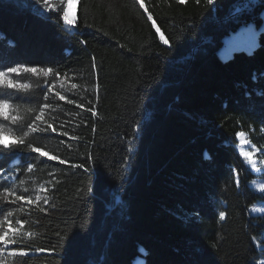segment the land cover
I'll use <instances>...</instances> for the list:
<instances>
[{
  "label": "trees",
  "instance_id": "1",
  "mask_svg": "<svg viewBox=\"0 0 264 264\" xmlns=\"http://www.w3.org/2000/svg\"><path fill=\"white\" fill-rule=\"evenodd\" d=\"M69 2L75 24L65 28L62 13L38 11L34 0H0V71L59 74H29L20 81L28 91L8 90L24 124L40 129L27 138L40 151L25 145L3 160L15 177L0 185L41 200L0 203L26 242L0 256L264 264V171L253 173L235 148L243 131L264 149V0H63L66 11ZM249 22L258 27L253 46L225 57V39ZM3 123L7 133L11 121ZM0 229L13 235L3 216ZM21 249L28 256L8 255Z\"/></svg>",
  "mask_w": 264,
  "mask_h": 264
},
{
  "label": "snow or ice",
  "instance_id": "2",
  "mask_svg": "<svg viewBox=\"0 0 264 264\" xmlns=\"http://www.w3.org/2000/svg\"><path fill=\"white\" fill-rule=\"evenodd\" d=\"M208 3H213V0H207ZM34 3L39 4L41 6L38 11H43L45 13H54V12H60L62 13L61 18L63 19L65 28H69L72 25L75 24V20H69V15L66 10H64L63 7V0H61V4L59 7H57L55 4L51 2V0H34ZM141 7H143V3L141 2ZM235 11L240 12L242 11L241 7L237 6ZM46 19H51V16L45 17ZM149 19H152L151 16L148 17ZM167 43V41H165ZM15 73L16 77L13 78L12 74ZM34 75V76H44L47 77L49 74H52L53 76H58V73H54L53 69L51 68H34V67H25V66H15L10 67L6 71H0V135L5 134L4 128L5 124L3 122L11 121V125L8 126V132L7 134L12 135L15 137L12 144L3 143V141H0V163L3 162L5 159H9L11 157H14L15 151L22 148V146H27L28 149H30L33 152H39L40 149L33 147V143L29 141L27 138L30 136V133H35L39 131L40 129L38 127H32L31 124L25 125L23 120L19 117L20 112V105L15 103H10L9 101V93L8 90L14 89L17 92L20 91H28L30 88L29 83H21V79H27L28 75ZM51 90V89H49ZM59 95V93H57ZM45 99L48 97L45 96ZM60 99H65L64 96L60 95ZM45 107H48V105H45ZM27 112H32L33 109H25ZM37 120L41 119V116L36 117ZM12 125H15L16 128L14 129ZM25 127H27L28 130H24ZM51 127V125H49ZM46 131V129H45ZM52 131L55 132L56 129L52 128ZM18 133V134H17ZM66 135V133H65ZM244 133H238V136L244 137ZM253 149H256L255 145H252ZM256 151H264V149H256ZM41 156L47 155L46 152H40ZM242 155L245 156L246 160L252 165V168L257 171H264V169H257L256 163L254 161L253 153L252 152H243ZM50 159H56V157H49ZM63 162V161H61ZM13 164H15L16 168L20 167L19 161L13 160ZM34 170V166L32 164H29L27 166V171L31 173ZM15 169L10 165L5 167H0V176L3 177L4 180L11 179V173L14 172ZM7 173L8 175H4ZM23 183V181H21ZM0 187H4L3 193H0V203H17L20 201H25L29 205L33 204L34 202H39L41 200L40 195L35 196V201L32 197L26 196L24 194H18L14 189H11L10 187L6 185H0ZM258 190L261 192H264V183L260 184L258 186ZM40 191H46V189L42 188ZM24 193L28 192V189L25 188L23 190ZM11 197H14V199H10ZM44 203H47V200H44ZM43 211V209H41ZM253 210H255V206H253ZM264 211V208L261 209ZM13 213L11 211H8L6 215H4L3 212H0V216H3V219L7 221L9 225V230L13 233L12 236L9 235V231H3L0 229V244L3 245V247H0V253H3L5 251V247L8 245H15L20 243H26L23 241L22 236L20 235V228H13L12 227V221L9 219L12 217ZM219 217L221 220L225 219V213L220 212ZM23 221L16 220V224L20 225V227H23ZM29 236L33 235L32 233H28ZM255 240V237L253 238ZM258 246L261 248V252L264 253V242L259 243ZM36 251H40V249H36ZM9 256L12 257H26L28 256V252L24 251L23 249L19 251H9ZM2 264V262H0ZM252 264H257V261L253 260Z\"/></svg>",
  "mask_w": 264,
  "mask_h": 264
},
{
  "label": "rangeland",
  "instance_id": "3",
  "mask_svg": "<svg viewBox=\"0 0 264 264\" xmlns=\"http://www.w3.org/2000/svg\"><path fill=\"white\" fill-rule=\"evenodd\" d=\"M73 11H74L73 3L69 2L68 8H67V12H68L69 17L72 16ZM257 28L258 27L252 22H249V23H246V24H243L242 26H240L239 30L237 32H234L228 38L225 39L223 47L221 49V53L226 57L229 54V52L235 47H240L243 45H244V47L253 46L251 43H253V41H254V36L256 37ZM4 131H6V130H4ZM4 133L5 134L0 135V141H3V143H7V144L9 142L13 141V138L11 136H9V134H7L6 132H4ZM238 133H244L245 135H244V137H240V136H238ZM252 145H254V144L250 141V139L248 138V135L245 132H243V131L237 132L235 148H236L238 154L244 159L245 163L248 165V167L251 169V171L253 173L260 174L263 171L254 170L252 168V165L246 160L245 156L242 155L243 152H252L257 169H264V163H262V162L260 163L258 157L254 153L255 149L252 148ZM4 175H8V174L5 173ZM10 175L12 178L8 179V180H13L15 177L14 172H12ZM2 178L3 177L0 176V179H2ZM37 195H39V192L37 193ZM257 245H258V243H257ZM0 262H2V264H6L5 258L0 256ZM135 262H136L135 264L141 263L139 258Z\"/></svg>",
  "mask_w": 264,
  "mask_h": 264
}]
</instances>
